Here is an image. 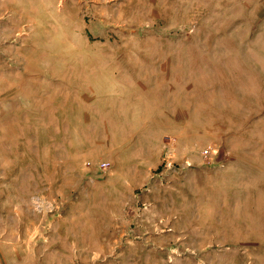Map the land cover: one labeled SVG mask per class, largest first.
Wrapping results in <instances>:
<instances>
[{
	"label": "rangeland",
	"instance_id": "rangeland-1",
	"mask_svg": "<svg viewBox=\"0 0 264 264\" xmlns=\"http://www.w3.org/2000/svg\"><path fill=\"white\" fill-rule=\"evenodd\" d=\"M0 264H264V0H0Z\"/></svg>",
	"mask_w": 264,
	"mask_h": 264
}]
</instances>
